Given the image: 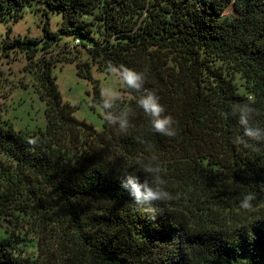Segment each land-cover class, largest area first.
Here are the masks:
<instances>
[{"label":"trees","instance_id":"16d2710c","mask_svg":"<svg viewBox=\"0 0 264 264\" xmlns=\"http://www.w3.org/2000/svg\"><path fill=\"white\" fill-rule=\"evenodd\" d=\"M34 1L61 21L52 32L46 18L44 41L0 39V57L22 54L44 103L34 130L0 115V264H264V143L234 142L245 104L264 126V0H0V19ZM61 37L71 45L52 50ZM57 62L84 78L91 64L119 72L121 96L94 87L100 130L62 100ZM150 93L175 119V137L156 133L139 107ZM153 157L159 174L143 171ZM130 175L150 186L160 175L173 199L137 206L123 187ZM249 192L255 207L243 211Z\"/></svg>","mask_w":264,"mask_h":264},{"label":"rangeland","instance_id":"374dc122","mask_svg":"<svg viewBox=\"0 0 264 264\" xmlns=\"http://www.w3.org/2000/svg\"><path fill=\"white\" fill-rule=\"evenodd\" d=\"M233 12L231 5L224 11L225 14ZM46 18L49 30L56 31L61 21L60 11L47 9L36 1L25 4L18 18L0 19V39L8 36L11 39L27 37L44 41L47 39L43 28ZM65 41L70 46L72 39L61 37L51 45L52 50L61 49ZM71 50L75 62L81 63L85 59L81 45L72 46ZM8 57H0V115L16 129L34 130L44 124V103L33 90L30 73L25 68L26 59L16 52H11ZM52 73L62 100L73 107V115L92 124L96 130L102 128L103 107L94 87H98L104 99L124 94L122 78L115 68L102 71L91 64L90 78H84L77 74L74 62H57Z\"/></svg>","mask_w":264,"mask_h":264},{"label":"clouds","instance_id":"9594fccd","mask_svg":"<svg viewBox=\"0 0 264 264\" xmlns=\"http://www.w3.org/2000/svg\"><path fill=\"white\" fill-rule=\"evenodd\" d=\"M221 15H225V13L222 11ZM123 79L129 87H138L137 80L140 79V75L134 70L125 67ZM138 105L147 116L151 117V127L156 133L167 137L176 136V121L171 115H162L164 112V106L159 103V98L157 96L150 93L145 97H141L138 100ZM256 113L257 109L255 107H252L249 104L244 105L240 116V123L244 126L243 137H247V141H245L243 137L237 136L234 140L235 143L240 144L249 141L264 143V126L252 122V117ZM38 140V137H34L29 139L28 143L36 145ZM153 159L158 161L157 165L155 167H145L143 171L147 173L159 174L162 171L159 158L153 157ZM153 184L155 186H150L147 180L142 183L138 182L135 175H130L123 187L130 189V195L134 197L135 204L137 206L144 203H163L173 199L172 194L168 190L159 187L160 185H167L166 181L160 175L154 176ZM255 201L256 195L249 192L242 200L239 201L238 207L243 211H250L255 207Z\"/></svg>","mask_w":264,"mask_h":264},{"label":"built area","instance_id":"2783aa9c","mask_svg":"<svg viewBox=\"0 0 264 264\" xmlns=\"http://www.w3.org/2000/svg\"><path fill=\"white\" fill-rule=\"evenodd\" d=\"M73 43H75V44L79 43V39L75 38V39L73 40Z\"/></svg>","mask_w":264,"mask_h":264}]
</instances>
